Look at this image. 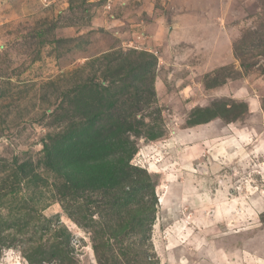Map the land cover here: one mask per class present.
<instances>
[{
    "label": "rangeland",
    "instance_id": "374dc122",
    "mask_svg": "<svg viewBox=\"0 0 264 264\" xmlns=\"http://www.w3.org/2000/svg\"><path fill=\"white\" fill-rule=\"evenodd\" d=\"M91 81L125 187L49 154ZM0 264H264V0H0Z\"/></svg>",
    "mask_w": 264,
    "mask_h": 264
},
{
    "label": "trees",
    "instance_id": "16d2710c",
    "mask_svg": "<svg viewBox=\"0 0 264 264\" xmlns=\"http://www.w3.org/2000/svg\"><path fill=\"white\" fill-rule=\"evenodd\" d=\"M135 53L136 51H133L131 54L135 55ZM143 55L147 56L143 62L136 66L133 64L135 74L139 72L136 78L133 79L134 81L137 79L138 82H142L144 80V78L141 79L142 75H145L143 72H149L152 68L153 57L147 53ZM127 60L128 58H119V63L115 64L113 68L116 75L125 73ZM101 84L102 82L93 81L92 83L91 81L86 83L84 87L82 85L83 94L75 98V101L73 100V112L78 113L79 117L81 115L82 119H73V123L68 126L66 131L72 130L70 127L73 125V133L72 131L65 135L62 133L58 137L60 138L58 150H56V145L55 149L49 154L52 155L56 165L62 162L74 165L78 172L83 173L85 182H88L91 189H101V187L115 189L118 186H127V181H131L134 174L133 170L138 169L129 164L130 158L135 152L129 136L117 134L120 132V126H123V120L126 118L121 119L117 112L112 113L110 108H113L116 102L111 101V99L101 101L100 98H103L107 92ZM86 88L87 92L85 91ZM93 92L99 93L98 96L92 98L91 94ZM86 116L87 118L83 119ZM106 128L107 130H105ZM58 138H55V142ZM108 150L107 155L117 158L113 163L110 162V159L108 163L102 161L103 153ZM46 165L56 169L52 166V161L46 162ZM93 170L96 174L93 173ZM83 186L85 185L83 184ZM131 192L132 190L122 188L120 194L116 195L118 196L117 199L120 201L125 200L126 197L122 195L129 196ZM120 201L117 203L119 207L122 205ZM138 223L141 224V222Z\"/></svg>",
    "mask_w": 264,
    "mask_h": 264
},
{
    "label": "crops",
    "instance_id": "0c3cea01",
    "mask_svg": "<svg viewBox=\"0 0 264 264\" xmlns=\"http://www.w3.org/2000/svg\"><path fill=\"white\" fill-rule=\"evenodd\" d=\"M254 111V110H253Z\"/></svg>",
    "mask_w": 264,
    "mask_h": 264
}]
</instances>
